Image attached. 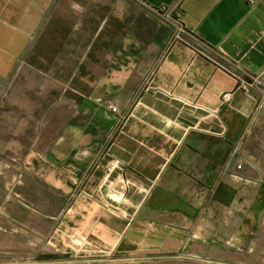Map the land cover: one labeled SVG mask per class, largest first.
Segmentation results:
<instances>
[{
    "label": "crops",
    "instance_id": "0c3cea01",
    "mask_svg": "<svg viewBox=\"0 0 264 264\" xmlns=\"http://www.w3.org/2000/svg\"><path fill=\"white\" fill-rule=\"evenodd\" d=\"M31 56L70 107L23 162L55 247L264 253V0H0V96Z\"/></svg>",
    "mask_w": 264,
    "mask_h": 264
},
{
    "label": "rangeland",
    "instance_id": "374dc122",
    "mask_svg": "<svg viewBox=\"0 0 264 264\" xmlns=\"http://www.w3.org/2000/svg\"><path fill=\"white\" fill-rule=\"evenodd\" d=\"M41 49L44 56L52 53V45H41ZM40 62L43 70V59ZM39 74L31 56L16 69L0 96V264H264V253L247 251L237 257L217 253L221 258L214 259V255L183 251L118 253L77 245L55 247L53 230L66 208V198L57 188L35 178L23 162L31 154L49 150L65 127L70 107L59 101L64 94L53 87L56 104H49L46 96V100L34 99L33 94L40 93L30 87L32 78L49 85ZM23 82L25 89L19 86Z\"/></svg>",
    "mask_w": 264,
    "mask_h": 264
},
{
    "label": "built area",
    "instance_id": "2783aa9c",
    "mask_svg": "<svg viewBox=\"0 0 264 264\" xmlns=\"http://www.w3.org/2000/svg\"><path fill=\"white\" fill-rule=\"evenodd\" d=\"M247 83H244V85L242 86L244 90H247V91H250L252 88H253V85L255 84L256 82V79L255 80H251L250 82L246 81ZM228 94H224L223 95V98H227ZM110 110L112 111H116V108L114 107H110Z\"/></svg>",
    "mask_w": 264,
    "mask_h": 264
}]
</instances>
